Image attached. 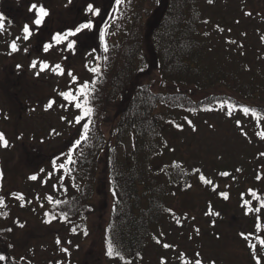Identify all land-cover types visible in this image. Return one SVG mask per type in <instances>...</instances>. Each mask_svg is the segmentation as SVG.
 <instances>
[{"label": "trees", "instance_id": "obj_1", "mask_svg": "<svg viewBox=\"0 0 264 264\" xmlns=\"http://www.w3.org/2000/svg\"><path fill=\"white\" fill-rule=\"evenodd\" d=\"M160 1L120 0L118 3L116 0L110 21L102 28L98 49L95 45L93 50L84 49L70 64L74 70L85 67L86 77L82 80L77 78L76 82L72 80L68 89L59 90L57 97L52 96L48 100H54L58 106L63 105L73 111L72 125L78 129V135L47 165L60 171L61 175L57 174V177L49 180L54 197L43 207L45 218H52L51 223L59 225L79 221V227L82 226L80 233L87 236L85 224L94 210L92 199L102 155L106 151L108 174L114 192V206L104 232L109 264H145L148 258L151 259L149 254L152 248L163 246L164 242L173 246V238L190 241L187 225L194 217L185 208L197 210L196 200L191 196L195 186L199 189L200 199L206 202L205 214L210 216L212 222L219 221L218 215L213 213H225L230 208L228 200L232 196L230 190H233L241 195L242 207L249 219L250 235L264 234V207L261 206L264 186L260 173L249 174L251 168L238 171L233 163L228 162L227 165L218 166L217 177L213 179L201 162H192L186 156V150L178 143L179 137L184 136L187 129L193 128L191 126L195 120H202V115L216 113L222 108L239 114L255 125H264V62L259 65L250 58L242 61L249 47L242 43L237 33L230 37L236 39V46L241 44L246 47L244 56L239 51L230 52L222 47L223 39L220 40L217 34L222 33L228 23L216 9L215 5L220 0H212L211 3L209 0H167L149 40L163 83L172 85L174 89L154 91L150 83H141L129 97L132 82L147 65L146 21ZM32 4L43 5L44 2L32 0L25 10L24 26L29 25L32 34L25 39L22 27L16 40L18 49L39 34L40 27L45 23L39 27L33 24L36 14L30 11ZM86 15L84 23H92L95 15L89 12ZM4 25L10 30L14 27L10 21ZM82 33L84 30L68 39L73 40L72 37H79ZM54 35L52 32L50 39L44 43H52L49 51L45 52L42 45L40 50L43 55L48 53L52 59L56 57L54 51L65 55L78 48L76 43L72 49L67 48V41L57 45L52 40ZM257 51L264 54L263 49ZM57 64H63V60L56 59L53 65ZM259 67L261 73L260 69L257 72ZM84 83L88 84L86 98L90 101L93 114L77 123V117L83 116L82 110L64 100L59 93L73 91L80 96L78 89ZM179 87L199 92L221 90L222 93L196 99ZM83 99L85 97H81V102ZM122 101V108L115 113V107ZM30 103L28 113H31ZM244 108L251 111L246 114ZM2 112L0 110V116ZM189 121L192 123L189 124ZM2 122L3 119H0V133L4 134L11 149L14 139L6 135ZM85 125L87 139L84 138ZM106 128H109L110 136H107ZM69 160L72 163L69 164ZM4 163L5 157L0 155V172L3 173L0 179V197L3 198V205L0 206V255L7 257L0 264H40L22 256L15 243L17 222L23 219L17 213L14 215L16 207L11 206V200L2 187L6 178ZM62 164L63 168L60 167ZM222 172L229 175L222 176ZM200 176L213 183L205 184ZM251 176L258 184L251 188L242 187L243 180ZM224 181L231 187L220 189ZM222 193H227L228 199H224ZM178 203L181 210L176 209ZM76 227L75 224L74 230ZM214 232L220 233L219 230ZM158 240L160 243H157ZM110 244L113 256L108 255ZM185 246H179L177 251L180 264H185V261L195 264L187 257L186 252L190 248ZM252 248L249 251L253 253L263 249L260 246ZM254 260H257L255 256Z\"/></svg>", "mask_w": 264, "mask_h": 264}, {"label": "rangeland", "instance_id": "obj_2", "mask_svg": "<svg viewBox=\"0 0 264 264\" xmlns=\"http://www.w3.org/2000/svg\"><path fill=\"white\" fill-rule=\"evenodd\" d=\"M43 2L44 7L49 11V16L46 17L40 33L27 48L22 45L19 47L20 50L12 52L4 47L5 44L0 43V110L3 111L0 119H3L6 135L14 139L11 149L8 146L4 150L5 147L1 144L3 149L0 150V155L5 157L6 168L5 183L2 180V187L11 200V206L16 207L14 215L17 213L23 219V227L20 226L22 223L20 220L17 222L14 240L22 256L40 264H109L106 258L104 232L114 206V192L108 174L106 151L102 155L92 199L94 210L85 224L87 236L80 233L82 226L79 227V221L70 223L72 225L45 222L47 218L43 207L48 203L49 197H54V190H50L49 180L61 175L60 171L50 169L47 165L51 158L64 151L65 146L73 142L78 135V129L72 125L73 111L57 104L48 110L45 106L52 96L57 97L59 90L68 89L73 82L72 75L81 80L86 77L85 67L80 66L78 70H74V66L70 64L76 55L79 57L82 54L84 49L93 50L94 45L98 49L102 28L110 21L116 0H71V2L43 0ZM7 3L12 2L10 0ZM28 3L29 0L14 2L15 5L25 7L24 13L19 16H16V13L10 14L18 23L15 25L16 28L25 22ZM218 3L215 5L216 9L228 23L226 29L217 34L220 40L223 39L222 47L230 52L239 51L242 53L241 56H244L246 47H242L241 44L236 46V39L230 37L237 33L242 43L249 47V51H245L244 59H240L245 62L250 58L259 65L263 63L264 54L257 50H264V0H220ZM4 4L6 0H0V6ZM89 4L98 8L100 14L93 17L94 27L91 30H84L79 37H72L78 48L73 52H66L65 55L54 51L53 55L56 57L52 59L48 53L43 55L40 50L41 44L47 43L52 32H67L86 21ZM166 5L167 0H161L156 5L153 15L146 21L147 65L132 82L129 97L141 83H150L154 91L174 89L172 85L163 83L149 40ZM11 25L14 26L12 23ZM2 34L7 35L5 31L3 33L0 30V39L4 42L5 37H2ZM236 47L239 48L235 50ZM56 59L63 60L61 67L65 75H59L52 70L56 66L53 65ZM35 60L37 67L33 68L31 65ZM43 61L50 65L48 70L41 71L39 65ZM259 69L260 67L257 68V72ZM67 71L72 75H68ZM37 72L40 73L39 76L36 75ZM178 89L190 92L196 99L222 93L221 90L199 92L185 87ZM29 102H31V113H28ZM123 103L122 101L115 107V113L122 108ZM201 119L197 122L195 120L191 126L193 128L187 129L185 135L179 137L178 143L186 150V156H189L192 162H201L206 173L213 179L217 177L218 168L224 163L227 165L231 162L238 169L247 171L251 168L249 174L260 173L264 186V155H262L264 139L260 135L264 133V125L261 123L255 125L226 108L216 113L202 115ZM106 134L110 136L109 128H106ZM32 175H36L37 180H30L29 177ZM257 184L251 176L248 180H243L242 187L251 188ZM229 187L231 185L225 181L220 185V189ZM198 190L195 186L191 194L196 200L197 210L191 211L189 207L185 208L194 217L187 225L190 241L183 242L181 238H173V246L171 245L170 248L163 246L152 248L149 254L151 259L148 258L145 264H164V262L180 264L177 251L179 246L184 247V245L190 248L189 254L186 253L192 262L199 259L202 264H212L213 261L215 264H264V244L260 242L264 239V234L250 235L249 219L242 207L241 195L230 190L232 194L228 200L230 208L226 210L227 212L218 215V222H212L210 216L205 214L206 202L200 199ZM17 194H22L25 199L19 200ZM176 206L177 210L182 209L180 203ZM75 224L78 227L76 230H74ZM196 229H199V233ZM215 230H219L220 233H215ZM241 233L244 235L242 236ZM57 240L60 241L59 244ZM255 246L263 248L261 249L263 252L260 250L250 252L249 249ZM63 249L68 251L65 252ZM257 252L258 256H256ZM197 253L199 256L196 255Z\"/></svg>", "mask_w": 264, "mask_h": 264}, {"label": "snow or ice", "instance_id": "obj_3", "mask_svg": "<svg viewBox=\"0 0 264 264\" xmlns=\"http://www.w3.org/2000/svg\"><path fill=\"white\" fill-rule=\"evenodd\" d=\"M69 2H71V0H69ZM117 2L119 3L120 0H117ZM211 2H212V0H209V3H211ZM30 11H34L35 14H36V18L33 21V24L35 26H37V27L41 26L44 23L45 18L49 16V11L43 5L32 4L30 6ZM87 11L89 13L94 14V15H99L100 14V10L98 8H95L92 4L88 5ZM249 15H250V13H249ZM2 20H3V16L0 15V21H2ZM93 27H94V25L91 22H86V23L80 24L74 30H70V31H67V32H64V33H60V32L55 33V35L52 37V40L55 41V43L57 45L67 41V48L72 49L74 47V45H75V41L74 40H69L68 38L71 37V36H76L77 34L82 32L83 30H91ZM3 28H4V24L2 22H0V29H3ZM23 32L25 34L24 38L28 39L31 36V34H32V29L30 28L29 25H25L24 28H23ZM232 43H235V42L232 41ZM10 47H11L12 52H16V51L19 50L18 47H17V44L15 42H13L10 45ZM52 47H53L52 43L45 44L44 45V51L47 52ZM105 50H107V49H105ZM39 66H40L41 71L48 70L49 67H50V65L47 62H40ZM31 67L36 68L37 67V62L33 61ZM52 70L54 72H56L57 74H59V75H64L65 74L63 68L59 64H57L55 66V68H53ZM92 71L98 72L99 69H92ZM36 75L39 76L40 73L37 72ZM68 75L71 76L72 74L68 73ZM72 78H73V81L76 82L77 78L75 76H73ZM87 89H88V84L84 83V84H81L80 88L78 89V91L80 93V96L75 95L73 93V91H66V92H60L59 93V95L62 96L64 98V100L74 103V106L77 109H81L82 110L83 116H78L77 117V120H76L77 123H79L82 119H84V117H89V116H91L93 114V108L90 106V101L86 98L87 95H88ZM81 97H85V99H83V102H81ZM54 104H55L54 100L49 101V103L45 106L46 110L51 109ZM61 107H63V105H61ZM229 107H234V106L233 105H229ZM243 111H244V113L247 114L251 110L249 108H244ZM230 114L231 113H229V115ZM253 115H255V113H253ZM191 123L192 122L189 121V124H191ZM237 123H239V121H237ZM177 127H180V126L178 125ZM84 128H85V137L84 138L87 139V135H86V133H87V125H85ZM245 135H246V133H245ZM260 135H261V138L264 139V133H261ZM77 143H79V141H77ZM0 144H2V146H4V147H8L9 146V143H8L7 139L4 137L3 133H0ZM262 155H264V153H262ZM70 163H72L71 160H69V164ZM60 167L63 168L64 165L62 164ZM238 171H239V169H238ZM197 172H199V169H197ZM220 175L228 176L229 173L222 172V173H220ZM2 178H3V173L0 172V179H2ZM37 178L38 177L36 175H32V176L29 177V179L33 180V181L37 180ZM200 179L205 184H212L213 183L211 180L206 179L204 176H200ZM45 183H46V181H45ZM221 195L224 197V199H228V194L227 193H222ZM17 198L19 200H21V201H23L25 199L22 194H17ZM48 199L52 200L51 197H49ZM54 203L58 204L59 201H54ZM2 205H3V198L0 197V206H2ZM261 206L264 207V202H262ZM256 211H259V209H257ZM213 214L214 215H219V213H213ZM51 220H52V218L48 219L45 222L46 223H51ZM177 222L179 223V221H177ZM20 226L23 227V225H20ZM196 231H197V233H199V229H196ZM241 235L243 236L244 234L241 233ZM245 238L247 239V237H245ZM260 242H261V244H264V239H262ZM59 243H60V241L57 240V244H59ZM157 243H160V241L158 240ZM163 247L170 248L172 246L169 245V244H163ZM63 251L67 252L68 250L67 249H63ZM113 254H114V251H113V248H112V246L110 244L109 245V249H108V255L109 256H113ZM117 255H118V253H117ZM196 255L199 256V253H197ZM6 259H7L6 256L0 255V261H4ZM164 264H166V262H164ZM185 264H189V262L185 261ZM195 264H202V261L197 259V260H195ZM212 264H215V261H213Z\"/></svg>", "mask_w": 264, "mask_h": 264}, {"label": "flooded vegetation", "instance_id": "obj_4", "mask_svg": "<svg viewBox=\"0 0 264 264\" xmlns=\"http://www.w3.org/2000/svg\"><path fill=\"white\" fill-rule=\"evenodd\" d=\"M10 1V0H8ZM6 0V4L0 6V15L3 16V20L0 21L2 22L3 24L6 23L7 21H10L13 25H14V29L15 31L14 32H10V29L8 27H6L4 25V28L3 29H0L3 31H5V34L7 36H4L2 34V37H5L4 38V42H2V39H0V43L2 44H5L4 47H6L7 49H10L11 50V47L10 45L15 42L16 43V40H17V36H18V33L19 31H21L22 27L24 26V23L25 22H22L21 26L19 28H16L15 25H18V23L12 18V16L10 14H13V13H16V16H19L20 14L24 13V8L23 6H18V5H15L14 2L18 1V0H11V4L7 3L8 2ZM21 1H24V0H21ZM32 0H29V3H31ZM28 3V4H29ZM28 6V5H27ZM26 6V7H27ZM27 9V8H26ZM46 19V18H45ZM25 21V20H24ZM45 24V23H44ZM44 24L42 25V27H40V30L44 27ZM34 40V37L31 38V40L23 45L25 48H27V46L29 45V43L33 42ZM45 42V41H44ZM42 45H44V43L41 44V48H42ZM1 47V46H0Z\"/></svg>", "mask_w": 264, "mask_h": 264}]
</instances>
